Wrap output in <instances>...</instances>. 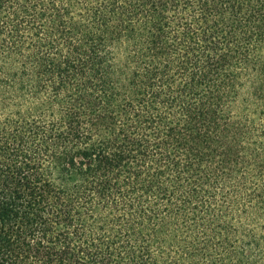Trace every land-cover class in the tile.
Returning a JSON list of instances; mask_svg holds the SVG:
<instances>
[{"label":"trees","instance_id":"obj_1","mask_svg":"<svg viewBox=\"0 0 264 264\" xmlns=\"http://www.w3.org/2000/svg\"><path fill=\"white\" fill-rule=\"evenodd\" d=\"M264 0H0V264H264Z\"/></svg>","mask_w":264,"mask_h":264},{"label":"rangeland","instance_id":"obj_2","mask_svg":"<svg viewBox=\"0 0 264 264\" xmlns=\"http://www.w3.org/2000/svg\"><path fill=\"white\" fill-rule=\"evenodd\" d=\"M259 142H260V144H263L264 145V138L261 139Z\"/></svg>","mask_w":264,"mask_h":264}]
</instances>
